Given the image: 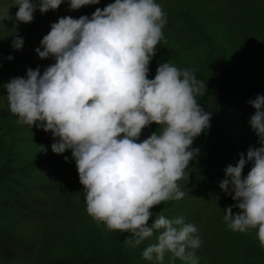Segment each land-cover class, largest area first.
Masks as SVG:
<instances>
[{
	"label": "clouds",
	"instance_id": "obj_1",
	"mask_svg": "<svg viewBox=\"0 0 264 264\" xmlns=\"http://www.w3.org/2000/svg\"><path fill=\"white\" fill-rule=\"evenodd\" d=\"M65 0H14L15 16L0 17L31 23L35 11H55ZM100 0H67L69 10ZM167 19L156 0H114L91 17L64 16L35 49L40 59L54 58L41 73L27 69L4 85L16 123L51 132V151L71 150L85 193L86 213L108 231L128 233L124 243L135 247L159 233L144 248L142 258L163 264H198L202 240L197 227L183 217L168 219L155 206L181 200L183 179L198 154L191 146L210 128L211 114L198 103L206 92L195 69L161 63L153 79L149 65L163 40ZM16 36L14 50L23 46ZM43 49V50H41ZM12 57H9L11 59ZM255 109L250 128L260 137L259 148L238 154L235 166L225 169L219 188L237 203L224 209L223 220L232 232L257 230L264 248V95L248 101ZM156 124L141 140L142 130ZM40 152L47 151L40 145ZM68 157H65V161ZM251 163L247 175H242ZM233 208L239 211L233 213ZM151 220V223L149 221Z\"/></svg>",
	"mask_w": 264,
	"mask_h": 264
},
{
	"label": "rangeland",
	"instance_id": "obj_2",
	"mask_svg": "<svg viewBox=\"0 0 264 264\" xmlns=\"http://www.w3.org/2000/svg\"><path fill=\"white\" fill-rule=\"evenodd\" d=\"M156 2L167 23L148 79L165 62L179 69H195L197 79L206 84L211 119L198 154L177 182L185 196L150 209L153 219L159 212L168 219L183 217L185 223L194 224L202 240L196 249L198 264H264L257 230L227 229L223 211L237 201L219 188L226 167L235 166L238 154L261 146L249 125L255 109L248 101L264 95V0ZM13 5L14 0H0V17L7 12L14 17L18 8ZM83 10L91 15L95 11L91 5L69 10L65 0L55 11H35L31 23L0 22V264H157L155 259H143L142 252L157 242L159 233L133 247L124 243L128 233L108 231L95 222L86 213L85 193L71 150L53 153L51 132L17 124L8 109L4 85L24 77L29 68L39 67L43 73L54 63L52 57L40 59L35 49L58 18H79ZM16 36L24 41L19 50L11 47ZM204 95L197 97L199 104ZM156 129L154 124L142 130L140 139ZM222 133L232 140L235 151L217 178L209 170L220 158L216 143ZM40 145L47 151L40 152ZM250 168L251 163L246 164L242 175ZM238 211L233 208V213ZM170 255L166 253L163 264H170ZM174 264L184 262L177 258Z\"/></svg>",
	"mask_w": 264,
	"mask_h": 264
},
{
	"label": "trees",
	"instance_id": "obj_3",
	"mask_svg": "<svg viewBox=\"0 0 264 264\" xmlns=\"http://www.w3.org/2000/svg\"><path fill=\"white\" fill-rule=\"evenodd\" d=\"M208 95L209 94L206 92V94L204 95V99L202 100V104H200L205 111H207L208 106ZM204 132H202L198 137L194 139L191 146L193 149H198L200 143L203 140ZM218 138L219 140L217 141L216 145L218 146L217 154L220 155V158L219 160L214 161L209 170V172L214 174L217 178L219 177L221 168L224 167V162L227 163L229 161L228 159L230 158L231 153L235 151L234 144L232 143V140L229 141L228 136L222 133V135Z\"/></svg>",
	"mask_w": 264,
	"mask_h": 264
}]
</instances>
